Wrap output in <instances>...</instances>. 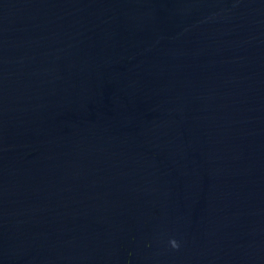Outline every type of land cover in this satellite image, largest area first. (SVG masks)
Here are the masks:
<instances>
[{
    "label": "water",
    "instance_id": "1",
    "mask_svg": "<svg viewBox=\"0 0 264 264\" xmlns=\"http://www.w3.org/2000/svg\"><path fill=\"white\" fill-rule=\"evenodd\" d=\"M0 264H264V0H0Z\"/></svg>",
    "mask_w": 264,
    "mask_h": 264
}]
</instances>
